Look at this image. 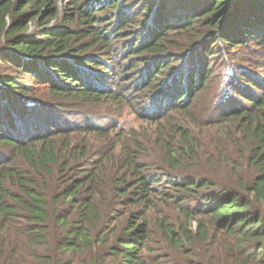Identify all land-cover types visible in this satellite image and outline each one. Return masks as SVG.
I'll use <instances>...</instances> for the list:
<instances>
[{
  "label": "trees",
  "instance_id": "1",
  "mask_svg": "<svg viewBox=\"0 0 264 264\" xmlns=\"http://www.w3.org/2000/svg\"><path fill=\"white\" fill-rule=\"evenodd\" d=\"M130 1L76 0L73 18L83 25L76 29L66 17L58 22L56 0H0V146L7 148L0 149V264H144L145 212L157 195L170 196L166 190L187 221L210 217L212 242L217 235L225 243V264H264V78L243 66L264 75V0H139L131 21L138 29L125 49L136 58L132 67H144L142 90L167 69L153 96L161 105L154 120L160 164L139 162L145 147L131 137L101 149L78 138L109 135L105 127L81 126L73 101L115 100L97 87L114 83L108 62L122 56L92 21L118 9L122 32L131 17L120 9ZM178 32L187 35L184 51L170 53L169 35ZM248 44L258 59L232 53ZM143 110L136 116L148 122ZM67 112L80 118L66 121L69 127L50 115ZM211 121L227 128L217 143L200 136ZM163 229L183 255L192 242L188 227ZM196 234L207 240L205 223L197 221Z\"/></svg>",
  "mask_w": 264,
  "mask_h": 264
},
{
  "label": "rangeland",
  "instance_id": "2",
  "mask_svg": "<svg viewBox=\"0 0 264 264\" xmlns=\"http://www.w3.org/2000/svg\"><path fill=\"white\" fill-rule=\"evenodd\" d=\"M75 2L76 0H73V4H70L68 0H56V6L58 9L56 18L58 22H62L66 17L67 20H65V22L72 20L69 24L71 28L79 29L83 28V25L79 18H73L75 13ZM138 2L139 0H131L128 4H125L124 7H121L120 11H122V13L129 14L131 17L127 27L123 29L122 32H119L120 29L118 27V22L120 19L119 11L118 9L111 7L107 10L97 13L96 17L98 18V21H92L91 24L92 27L98 28L101 34H110L114 55H120L122 53V56H120L118 59L108 62L112 66V71L108 72V75L109 77L114 78V83L107 84L105 86L102 84H96L97 86L99 85L97 88H100L102 91H112L115 100L103 98L100 101L90 102L83 99H77V101H73V104L78 106L83 113L84 118L81 119H84L85 122L83 121V125L81 126L92 125L95 127H105L106 129H110V133L106 138L91 135L86 136L85 134L81 133L78 134L79 140H89V147L101 149L104 145L107 146L110 140L116 141L117 143H123L126 139L129 140L132 138L133 140L142 143L145 147L141 153L142 156L139 157V162L147 164H160L159 162L163 156V153L160 156V148L162 146L156 142L158 136L155 131L161 129L159 126L160 124L158 125L157 123H154V120L158 119L157 115L160 113L158 109H160L161 105L156 104V102H158V96H156V99H153V96L160 90L159 80L164 78L167 73V69L165 70L162 77L157 78L159 80H156L152 87L145 90H142V88L139 87V85L145 83V75L143 73L144 67L141 62L138 63V61V66L132 67L133 62H136V58L132 57L131 55H127V50L125 49V46L133 40L131 35L132 31L138 29V26L131 23V21L137 18L139 8L137 9L136 6ZM183 6L184 4L180 5L178 7V11H181ZM56 18H53L49 21V27H51L52 24L56 22ZM35 27L36 23H28L26 28L27 32H31L35 29ZM115 33H118V36H114ZM169 38L170 44L173 45V47H170L169 49L171 50L170 53L174 51H184V44L187 42L186 33H172L169 35ZM251 47L252 46L248 44L247 46L241 48H234L232 53L239 57H244V59L254 61L258 59L254 58L257 48ZM124 51L126 52L124 53ZM214 51H217V48H214ZM97 52L99 51L93 50L91 53L96 54ZM100 57L107 60V57L104 54L100 55ZM213 60L214 62H211L213 72L212 77H215L216 74L214 72H216V69H218L217 64H215L218 62L217 56H213ZM243 66L249 67L252 71H255L257 75L259 74L261 78H264V75L262 74L263 72L259 68H256L255 66H249L248 63H243ZM129 88L132 90H128ZM203 99L204 98L202 97L199 101H202ZM138 108L144 109L139 113H143L145 115L148 114V122H143L137 118L136 109ZM63 109L66 110L67 108ZM170 114L172 115V113ZM50 115L59 125L64 124V126L67 125V127L70 126L69 122H66L69 119L73 123L79 121L80 119L77 117L72 118L71 116H68V112L66 114ZM177 118L178 117H175V119ZM178 123L179 126H186V123L183 119H180ZM209 123H211L208 125L209 127L202 126L199 128L201 138L213 143L221 141L222 139L220 137L222 134H225V130H227L226 126L215 125L212 121ZM4 129L8 130V127H4ZM120 129L124 130L125 133L119 135L118 133ZM162 139L166 141V138L162 137ZM0 149L2 152L7 150V148L3 146H0ZM160 190L161 189H159V191ZM166 194L170 196L167 198L163 195H157L152 200L151 207H149L145 212V216L148 221V229L150 231V240L148 241L146 249H144L142 252L144 264H176L175 261H178V258L182 260L187 259L197 263L201 262L203 264H208L212 260V257L221 260H215L213 264H219L220 262L221 264H225L226 262L223 261V257L226 254L225 243L222 242L221 237H217V235L215 242H212L213 236L215 235V230L214 226L210 223V217H193L191 221H187V217H185L184 212L180 208V206L183 204L180 205L177 201L173 200L174 197H176L174 192H172V190H166ZM195 205L196 204H192V206ZM128 209L131 212L141 208L132 206ZM197 221L205 223L207 227V240L204 243L200 242L196 234ZM163 227L173 228L175 232H178L181 227H188L189 232H191L192 242L191 244L186 242L182 253L183 255H180L179 253L177 254V252L173 251V249L170 247L166 237L164 236ZM211 243H213L211 245L212 247H210ZM110 263L111 260L107 261L105 264Z\"/></svg>",
  "mask_w": 264,
  "mask_h": 264
}]
</instances>
